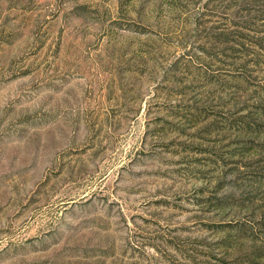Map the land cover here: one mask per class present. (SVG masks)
Segmentation results:
<instances>
[{
  "label": "rangeland",
  "instance_id": "1",
  "mask_svg": "<svg viewBox=\"0 0 264 264\" xmlns=\"http://www.w3.org/2000/svg\"><path fill=\"white\" fill-rule=\"evenodd\" d=\"M0 264H264V0H0Z\"/></svg>",
  "mask_w": 264,
  "mask_h": 264
}]
</instances>
